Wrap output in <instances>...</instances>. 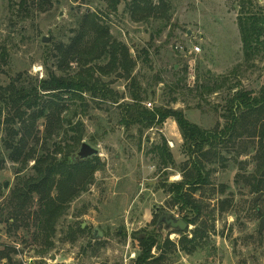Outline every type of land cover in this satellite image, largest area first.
Returning <instances> with one entry per match:
<instances>
[{
	"label": "rangeland",
	"instance_id": "obj_1",
	"mask_svg": "<svg viewBox=\"0 0 264 264\" xmlns=\"http://www.w3.org/2000/svg\"><path fill=\"white\" fill-rule=\"evenodd\" d=\"M240 2L172 0L170 25L158 34L160 22L132 23L125 3L111 12L103 0H52L47 10L41 9V0H0V53H7L0 85L18 73L41 79L55 71L48 48L71 36L77 17L97 12L137 58L134 74L154 93L146 108L150 103L149 109H180L206 131L222 128L232 87L254 95L264 89V40L260 53L245 62L237 24ZM246 10L264 19V0H250ZM43 37L49 42H42ZM194 47L200 51L191 53ZM113 81L116 90H125L124 80ZM216 82L220 90L207 92ZM117 113L115 108L91 105L82 115V142L98 149L95 157L103 166L87 191L68 205L45 254L42 242L34 240L33 226L11 224V193L20 177L31 174L33 163L20 173L10 162L0 164V251L15 249L16 254L8 251L12 264H135L143 253L147 264H264V231L258 233L264 190L254 202L259 193L251 192L249 185L257 139L248 136L250 126L242 139L223 150L222 159L209 162L214 159L209 157L205 184L194 193L184 188L201 206L197 218L174 203L171 188L191 169L176 123L169 119L149 129H125ZM163 140L172 157L167 168L152 152ZM36 202L34 196L32 209ZM164 213L187 219L189 227L183 232L159 229ZM95 229L102 237L95 238Z\"/></svg>",
	"mask_w": 264,
	"mask_h": 264
},
{
	"label": "trees",
	"instance_id": "obj_2",
	"mask_svg": "<svg viewBox=\"0 0 264 264\" xmlns=\"http://www.w3.org/2000/svg\"><path fill=\"white\" fill-rule=\"evenodd\" d=\"M103 1L111 12L125 3L132 23L160 22L158 34L172 19V0ZM51 5L52 0H41L42 10ZM246 6H250V0H241L237 24L243 58L249 62L263 46L264 19L247 12ZM104 18L97 12L80 15L70 29L71 36L48 48L55 71H47L41 79L18 73L6 85H0V164L10 162L17 166L16 173H20L33 163L31 174L20 177L11 193V224L33 226L34 240L43 244L41 254L52 247L56 225L68 205L87 191L95 172L103 166L98 157L80 163L72 160L84 138L82 115L88 113L91 105L96 109L105 106L107 111L117 109L118 123L125 129L132 126L149 129L162 126L169 119L176 123L191 169L181 183L172 186L174 203L182 210L195 213L197 218L201 215V206L184 188L194 193L199 185L205 184L206 161L209 157L214 158L209 162L222 159L223 150L242 139L248 126L251 130L248 136L257 139L256 167L249 188L256 193L264 190V89L254 95L249 91H234L232 87L223 114L225 123L222 128L211 131L191 123L180 109H148L144 104L154 93L134 74L137 58L111 34ZM6 54V51L0 53V75ZM145 56L147 59L146 51ZM115 79L127 83L123 92L112 86ZM207 89L215 93L220 85L216 82ZM152 152L159 154L164 168L172 164L165 140L153 147ZM34 196L37 202L32 209ZM77 229L82 232L80 227ZM8 251L16 254L15 249ZM8 251H0V262L5 259L12 264ZM146 260L147 254H140L135 264H147Z\"/></svg>",
	"mask_w": 264,
	"mask_h": 264
},
{
	"label": "water",
	"instance_id": "obj_3",
	"mask_svg": "<svg viewBox=\"0 0 264 264\" xmlns=\"http://www.w3.org/2000/svg\"><path fill=\"white\" fill-rule=\"evenodd\" d=\"M189 35V32H188ZM42 42L48 43L49 38H42ZM99 151L97 148L89 145L86 142H82L79 149L74 153L72 156V160L74 163H80L82 161H85L89 158L98 156ZM7 187V183H4V188ZM261 197V194L259 193L255 198L254 202H256L259 198ZM164 224L165 228L167 230H175V231H180L183 232L189 227V223L184 220V219H178L173 217L171 214H162L161 217L158 220V224ZM264 231V217L260 218L259 222V228H258V233L261 234ZM95 238L102 237V233L98 230L95 229Z\"/></svg>",
	"mask_w": 264,
	"mask_h": 264
},
{
	"label": "built area",
	"instance_id": "obj_4",
	"mask_svg": "<svg viewBox=\"0 0 264 264\" xmlns=\"http://www.w3.org/2000/svg\"><path fill=\"white\" fill-rule=\"evenodd\" d=\"M177 49H180L181 50V52H184V48L183 47H179V46H177ZM200 51V49L198 48V47H194V49H193V51H191V53H193V52H195V53H197V52H199ZM186 54V53H185ZM151 106V104L150 103H148L147 104V108L148 107H150ZM149 109V108H148Z\"/></svg>",
	"mask_w": 264,
	"mask_h": 264
},
{
	"label": "flooded vegetation",
	"instance_id": "obj_5",
	"mask_svg": "<svg viewBox=\"0 0 264 264\" xmlns=\"http://www.w3.org/2000/svg\"><path fill=\"white\" fill-rule=\"evenodd\" d=\"M161 217V216H160ZM174 217V216H173ZM184 220H186L187 222H188V220L187 219H184ZM158 227H159V229H162V228H165V225L162 223V224H158ZM166 229V228H165ZM167 230V229H166Z\"/></svg>",
	"mask_w": 264,
	"mask_h": 264
}]
</instances>
